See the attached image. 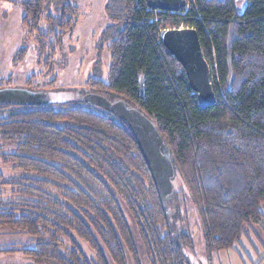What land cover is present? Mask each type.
Returning a JSON list of instances; mask_svg holds the SVG:
<instances>
[{
    "label": "trees",
    "instance_id": "1",
    "mask_svg": "<svg viewBox=\"0 0 264 264\" xmlns=\"http://www.w3.org/2000/svg\"><path fill=\"white\" fill-rule=\"evenodd\" d=\"M73 0H23V27L49 70L78 16ZM107 81L90 93L138 110L156 128L200 223L208 257L264 224V0H187L179 13L107 0ZM196 30L215 104L198 105L163 30ZM0 229L29 236L32 264H185L190 235L171 227L132 131L109 114L22 106L0 117ZM174 192V191H173ZM122 206L131 217L140 253ZM179 220V219H178ZM78 241L88 246V258Z\"/></svg>",
    "mask_w": 264,
    "mask_h": 264
},
{
    "label": "rangeland",
    "instance_id": "2",
    "mask_svg": "<svg viewBox=\"0 0 264 264\" xmlns=\"http://www.w3.org/2000/svg\"><path fill=\"white\" fill-rule=\"evenodd\" d=\"M23 0H0V90L13 89L36 93L31 107H47L57 111L73 108L109 114L120 124L128 125L123 118L106 108L90 102V78L107 81L110 66L108 44L101 40V33L109 20L104 12L107 0H73L78 9L76 25L71 34L63 40V49L54 59L49 70L37 65V42L23 27ZM238 10L247 0H235ZM103 97V96H102ZM105 98V97H103ZM111 105L119 100L105 98ZM126 104V103H125ZM124 105V104H123ZM25 106V107H27ZM19 105H0V117H5ZM124 107H126L124 105ZM162 153L168 152L163 142ZM171 179L173 193L160 194L162 203L171 212V227L176 233L187 232L192 247L185 248V264H264V224L248 227L246 235L232 250L217 251L207 256L204 250L201 227L197 214L179 181L175 168ZM0 174L6 179L18 177L21 173L0 161ZM0 193L7 195L8 189ZM132 236L143 256L135 225L122 206ZM264 213V206L262 207ZM179 219V220H178ZM88 258L93 254L87 245L78 241ZM29 236L0 229V251L3 249L30 248ZM0 264H32V261L18 252L0 253ZM143 264H147L143 256Z\"/></svg>",
    "mask_w": 264,
    "mask_h": 264
},
{
    "label": "water",
    "instance_id": "3",
    "mask_svg": "<svg viewBox=\"0 0 264 264\" xmlns=\"http://www.w3.org/2000/svg\"><path fill=\"white\" fill-rule=\"evenodd\" d=\"M145 3L150 10L169 13H179L187 8V0H145ZM159 40L166 52L183 69L189 88L197 97L198 105L203 109L213 106L215 94L210 81V71L203 57L196 30L192 28L163 30L159 34ZM35 94L24 90H0V105H31ZM87 99L127 122V127L135 137L159 196L173 193L172 163L168 152L162 153L163 141L152 122L122 101L111 105L105 98L95 94H91Z\"/></svg>",
    "mask_w": 264,
    "mask_h": 264
}]
</instances>
